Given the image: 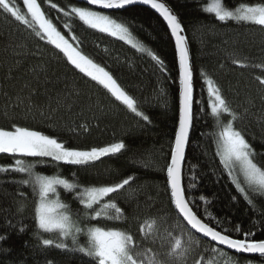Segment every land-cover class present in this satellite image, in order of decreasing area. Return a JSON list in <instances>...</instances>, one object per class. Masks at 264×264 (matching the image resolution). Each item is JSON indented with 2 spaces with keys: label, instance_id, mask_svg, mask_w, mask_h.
<instances>
[{
  "label": "snow or ice",
  "instance_id": "obj_1",
  "mask_svg": "<svg viewBox=\"0 0 264 264\" xmlns=\"http://www.w3.org/2000/svg\"><path fill=\"white\" fill-rule=\"evenodd\" d=\"M44 3L45 0H0V15L27 30L36 40L41 56L39 61L29 63L28 57L37 53L27 43H16L10 39L4 46V52H11L12 59L6 66L0 65L4 67V75L0 78V99L3 100L0 117L15 121V116L20 113L26 120L39 116L51 121V127L55 128V115L61 109L71 112L73 108L80 111L86 108L89 112L95 110L106 115L105 109L110 110L109 106L100 108L93 101L92 93L80 87V81H83L85 85L94 82V86L105 90L106 95H110L134 114L138 124H151L150 116L118 83L113 70L102 66L86 51L85 41L74 27V22H79L84 30L116 38L132 49L146 53L158 66L161 74L168 78L169 69L164 59L134 40L130 29L136 27L137 22L122 15V10L142 5L148 6L162 18L169 37L174 41L175 59L178 61V126L169 146V159L162 169L166 173L164 184L168 192L170 212L146 218L139 227L143 237L138 240L129 230L116 226L117 223L126 222L129 215L113 196L122 190L128 191L135 175L108 184L83 183L77 175L80 171H88L102 158L120 154L127 147L123 140L105 146L81 148L61 138L58 132L48 134L36 127L16 122L8 126L0 125V154H7L11 158L9 164L0 165V174H20L19 178L8 177L5 182L16 184L19 188L29 187L35 206L36 227L42 233H58L57 239L43 238L42 245L79 253L88 258V264H188L190 254L197 249L228 257L225 264H264V212L259 213V219L253 220L248 229L239 225H232L229 229L220 224L214 225V218L206 222L204 215L207 209L200 213V206L186 198V177L188 186L193 189L197 187L199 174L191 166L188 173L184 169L194 121L203 112V108H197L200 101L194 96V74L197 70L190 53L189 37L172 7L162 0H75L71 6H61L58 2L46 0L47 7L55 9L53 15L42 6ZM207 11L213 12L214 19L227 26L237 29L258 26V30L264 33V2L240 4L233 11L230 10L228 0L223 3L215 0ZM39 42L50 46V59H44L45 52L40 50ZM53 61L65 64L67 72L63 76L51 71ZM233 63L239 68L264 70V59L260 63H251L245 57L244 60L234 59ZM68 72L72 73V86L68 82ZM199 77L202 81L201 94L206 91L209 115L214 118L216 131L212 133V137L215 139V155L219 157V163L227 175L233 177L232 182L246 204L255 212L257 202L264 200V162L256 157L264 153H256L250 140L246 138V131L235 123L242 121L249 109L237 112L223 94L221 86L211 76L201 71ZM255 87L261 100H264V74L255 76ZM248 103L251 104L252 101L249 100ZM223 115L230 117L228 122L221 118ZM260 118L264 119V112ZM67 130L79 135L81 130L89 131V125L82 123L77 128ZM129 134L135 133L130 130ZM261 140L264 143V136ZM151 164L155 167L154 162ZM38 166L52 167L56 171L53 174H42L36 170ZM65 166L75 168L70 173L71 178L62 175ZM237 171L243 174L247 187L241 186V181L235 175ZM19 188L17 195L21 199L18 201V211L23 212L28 194ZM61 191L70 194L80 207L73 209L61 198ZM128 194L132 196L133 193ZM201 200L206 198L201 197ZM132 219L138 217L133 215ZM158 221L170 223L161 232L157 227ZM6 226L13 227L7 222ZM24 231L25 227L21 225L18 232L22 234ZM257 233L262 238H256ZM81 235L86 237V243L80 241ZM5 239L7 233L0 234V242ZM149 239L151 243H155L156 239L167 241V251L163 254L155 251L146 244ZM221 246L225 250H221ZM161 247H164L163 243ZM226 250H234L236 254H249V258L242 261ZM203 259L197 252L192 264H203ZM47 264L52 262L48 261Z\"/></svg>",
  "mask_w": 264,
  "mask_h": 264
},
{
  "label": "trees",
  "instance_id": "obj_2",
  "mask_svg": "<svg viewBox=\"0 0 264 264\" xmlns=\"http://www.w3.org/2000/svg\"><path fill=\"white\" fill-rule=\"evenodd\" d=\"M164 1L172 7L185 26L194 68L197 70L194 74V96L200 101L197 108H203V112L199 113L194 121L184 169L185 173H188L191 166L194 172L199 174L196 180L197 187L193 189L188 186L189 181L186 177V198L200 206V213H204V209H207L204 215L206 222L214 218L212 219L214 225L220 224L229 229L232 225H239L243 229H248L252 226L253 220L259 219V213L264 212V200L257 202L258 207L255 212L251 210L242 198V194L236 189L232 177L227 175L226 170H223V166L219 163V157L215 155V139L212 137V133L216 131L214 118L209 115L206 91L203 94L200 91L202 81L199 72L207 73L221 86L223 94L237 112L242 113L244 109H249L242 121L235 122L236 126L246 131L248 134L246 138L250 140L256 153H264V143L261 140L264 136V119L260 118L261 113L264 112V100H261L255 87V76L264 74V70L251 67L239 68L233 63L234 59L244 60L245 57L249 58L251 63H260L264 59V33L258 30V26L237 29L216 21L215 14L207 11V5L210 8V4L215 3L213 0ZM53 2H58L61 6H71L75 3L74 0H53ZM221 2L223 3L224 0ZM261 2L264 0H228V5L233 9L240 4ZM42 6L46 11L55 14V9L47 7L46 0ZM122 15L137 22V26L130 29L134 40L164 59L169 69L168 78L161 74L158 66L146 53L132 49L130 45L116 38L95 33L93 30H84L79 22H74V27L76 33L85 41L86 51L102 66H108L113 70L121 86L150 116L151 124L147 126H142L143 122L138 124L134 114L110 95H106L105 90L94 86V82L85 85L80 81V87L92 93L93 101L100 108L109 106L110 110L105 109L106 115L95 110L89 112L86 108L83 111L73 108L71 112L61 109L55 115L57 122L55 128L51 127V121L41 119L39 116L26 120L22 113L15 116V121L0 117V125L8 126L16 122L36 127L48 134L58 132L61 138L81 148L105 146L123 140L127 147L120 154L102 158L88 171H80L77 175L83 183L99 184L119 182L129 175H135L128 191L122 190L121 193L113 196L129 215L126 222L117 223L116 226L129 230L139 240L143 237L139 227L146 218L159 217L162 213L170 212L168 192L164 184L166 173L162 169L169 159V146L178 126V61L175 59L174 41L168 35L166 24L156 13L142 6H135L122 10ZM114 18L120 19V17ZM10 39L16 43H27L29 48L37 53L28 57L29 63L41 59L37 42L28 31L0 15V65L6 66L12 59L11 52H4V46ZM49 47L39 42L40 50L45 52L44 59L51 57ZM230 53L235 55L230 56ZM50 69L61 76L67 72L63 62L53 61ZM3 75L4 67H0V78ZM67 78L69 85L72 86V73L68 72ZM249 100L252 101L251 104L248 103ZM2 112L3 100L0 99V113ZM221 118L225 122L230 119L227 115ZM82 123L89 125V131L81 130L77 135L67 130L77 128ZM130 130L135 134H129ZM256 159L264 162V155H258ZM10 162L11 158L7 154H0V165ZM151 162L155 163V167ZM36 170L42 174H53L56 171L52 167L45 166H38ZM72 171H75V168L65 166L62 175L71 178ZM19 175L0 174V234L7 233V239L0 242V249L8 250L0 251V264H47L48 261L52 264H88V258L79 253L42 245L43 238L57 239L58 233H42L36 227L35 206L29 187L19 188L16 184L5 182L8 177L19 178ZM18 188L28 194L23 212L18 211V201L21 199L17 195ZM129 192L133 193L132 196H129ZM201 197L211 202L207 203L206 200H201ZM233 197L236 199L233 200ZM61 198L73 209L80 207L70 194L61 191ZM133 215L138 219H132ZM6 222L13 227L6 226ZM169 223L158 221L157 227L163 232ZM21 225L25 227L22 234L18 232ZM256 238H262L261 234L257 233ZM79 239L82 243H86L84 235ZM162 243L164 247H161ZM146 244L161 254L167 251V241L156 239L155 243H151L149 239ZM221 250L225 249L221 247ZM197 252L204 257L203 264H214L215 258L220 257L210 251L197 249L190 254L188 264H192ZM227 252L242 261L249 258L247 255Z\"/></svg>",
  "mask_w": 264,
  "mask_h": 264
},
{
  "label": "rangeland",
  "instance_id": "obj_3",
  "mask_svg": "<svg viewBox=\"0 0 264 264\" xmlns=\"http://www.w3.org/2000/svg\"><path fill=\"white\" fill-rule=\"evenodd\" d=\"M213 1H215V0H213ZM213 1H211V2H213ZM213 4H214V2L210 4V8L212 7ZM235 8L230 9V10L235 11ZM207 9H209L208 5H207ZM235 175H236V178L241 181V186L242 187H247L246 183L244 182L243 174L237 171V173ZM232 179H233V177H232ZM226 259H227L226 257H224V258H221V257L215 258V263L214 264H216V262H218L217 264H225V260Z\"/></svg>",
  "mask_w": 264,
  "mask_h": 264
},
{
  "label": "water",
  "instance_id": "obj_4",
  "mask_svg": "<svg viewBox=\"0 0 264 264\" xmlns=\"http://www.w3.org/2000/svg\"><path fill=\"white\" fill-rule=\"evenodd\" d=\"M75 1V0H74ZM162 2H165L164 0H162ZM166 3V2H165ZM135 6H142V5H135ZM135 6H130L129 8H131V7H135ZM142 7H145V8H148V9H150L148 6H142ZM151 10V9H150ZM154 13H155V11L154 10H152ZM174 11V10H173ZM157 14V13H156ZM158 15V14H157ZM159 16V15H158ZM161 18V17H160ZM162 19V18H161ZM190 53H191V51H190ZM191 137V136H190ZM188 150V149H187ZM186 153H187V151H186ZM223 249H224V247L223 246H221ZM227 251H230V252H232V253H234V250H227ZM236 254V253H235ZM239 255H247V256H249V254H239Z\"/></svg>",
  "mask_w": 264,
  "mask_h": 264
}]
</instances>
